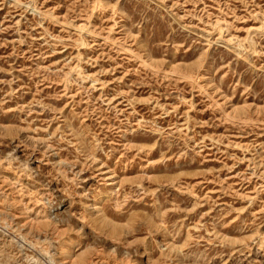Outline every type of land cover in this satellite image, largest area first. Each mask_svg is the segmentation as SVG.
<instances>
[{
    "label": "rangeland",
    "instance_id": "rangeland-1",
    "mask_svg": "<svg viewBox=\"0 0 264 264\" xmlns=\"http://www.w3.org/2000/svg\"><path fill=\"white\" fill-rule=\"evenodd\" d=\"M0 264H264V0H0Z\"/></svg>",
    "mask_w": 264,
    "mask_h": 264
}]
</instances>
